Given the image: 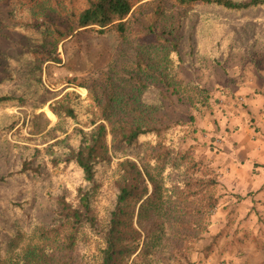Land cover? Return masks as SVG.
Wrapping results in <instances>:
<instances>
[{
    "label": "rangeland",
    "instance_id": "obj_1",
    "mask_svg": "<svg viewBox=\"0 0 264 264\" xmlns=\"http://www.w3.org/2000/svg\"><path fill=\"white\" fill-rule=\"evenodd\" d=\"M36 1L43 0H0V77L12 68L11 59L25 45L17 25L40 21ZM132 1L134 14L125 39L112 32L96 35L87 31L64 36L57 47L51 44L53 36L43 45L27 43L35 57L31 65L37 71L34 79L40 77L49 89V101L68 93L72 102H83L82 113L87 110L93 117L98 114V106L109 96L112 98L111 95L128 102L146 98L149 92L142 95L139 81L161 86V104L154 112L164 113L170 128L160 141L176 143L181 150L189 147L193 159L202 165L200 171L210 170L206 175L215 177L217 184L209 191L217 198L216 205L202 212L198 220L194 214L186 218L180 215L178 219L199 222V231L171 233L167 223L174 221V213L179 208H175L174 202L165 201L168 183L185 180L190 173L185 174V163L180 161L178 166L173 164L175 169L163 174L160 167H151L145 177L149 189L162 196L157 214L162 224L158 228L156 221L143 220L138 225L136 206L133 224L141 233L139 248L145 250L141 255H133L128 264H176L175 261L179 264L185 261L264 264V6L235 16L210 8L178 6L174 0ZM82 2L63 0L62 4L69 8L78 7ZM30 6L33 8L24 12ZM50 18L59 27L68 25L62 24L63 18L55 13L45 17ZM174 47L181 59L175 55ZM164 53L171 57L168 65L162 60ZM43 55H58L60 62H42ZM138 63L159 71L163 67L169 69L168 88L154 81ZM48 102L33 110L35 114L44 113L50 121L37 133L28 127L31 121L42 127V117H30L29 106L0 107V113L18 116L17 124L1 135V140L41 148L70 134L74 127L88 130L100 121L96 119L89 126L86 124L89 118L83 114L82 118H73L69 125L63 126V133L43 143L25 141L23 137L39 138L57 121ZM149 143L143 142L146 153L158 152L160 147L152 148ZM110 155V162L100 166L95 176L92 203L100 226L106 221L113 199L116 161L120 159L112 152ZM124 157L134 159L130 155ZM49 174L52 186L48 195L53 198L64 195L74 201L66 179L75 176L59 167H50ZM41 184L42 181L35 179L12 184L11 190L23 200L28 198L26 188L33 187L32 217L42 213V204L52 207L48 199L42 198ZM12 225L11 221L5 224L7 229ZM48 226L42 225V231ZM39 231V226L35 228L33 224L25 233L20 230L22 235L14 243L12 252L0 258V264H42V257H47L43 251L50 240L43 234L41 237ZM162 234L164 238L157 239ZM79 235L81 240L70 256L73 264H96L99 240L82 230ZM143 237L147 238L146 244L142 242ZM60 246L56 250L53 247L49 256L52 253L63 256V245Z\"/></svg>",
    "mask_w": 264,
    "mask_h": 264
},
{
    "label": "trees",
    "instance_id": "obj_2",
    "mask_svg": "<svg viewBox=\"0 0 264 264\" xmlns=\"http://www.w3.org/2000/svg\"><path fill=\"white\" fill-rule=\"evenodd\" d=\"M62 1H36L37 19L40 21L17 25L20 27L19 32L24 36L25 45L20 49L18 56L11 59L12 68L8 72L6 70L0 77V107L15 104L29 106L30 117H42V127L33 121L28 127L30 131L36 133L45 129L50 121L44 113L35 114L33 110L44 106L51 98V93L41 81L40 72L38 80L34 79L37 71L32 70L31 65L35 57L32 55V49L27 47V43L43 45L48 37L53 36L55 39L51 44L57 47L64 36L87 31L96 35L112 32L125 39L134 14L132 0H83L78 7L69 8H65ZM174 3L183 7L210 8L232 13L235 16L264 6V0H174ZM30 8L32 9L33 6L25 8L24 12H29ZM51 13L63 18L61 23L68 25L59 27L52 18L46 20L45 17ZM173 51L177 58H182L176 47ZM43 57L42 62L44 60L60 62L58 55H43ZM162 60L168 65L171 57L164 53ZM137 66L147 71L154 81L157 83L160 81L168 88L169 69L163 67L160 69L161 72L158 68L141 63ZM137 83L143 96L149 92L146 98L139 101L136 98L128 102L111 95L112 98L109 96L102 105L98 106L96 117H93L92 112H86L87 110L82 113L83 102H72L69 94L65 93L60 98L48 102V108L57 119L55 124L37 139L30 137L23 139L28 142L43 143L63 133V126L69 125L73 118H82L83 114L89 118L86 123L89 126L94 124L96 119L100 120L88 130L74 127L70 134L41 148L0 138V258L12 252L14 243L22 235L19 233L20 230H24L25 233L33 224L35 228L39 226L41 237L43 234L45 239L50 240V243H45L46 248L43 253L47 257H42V264H73L70 256L81 240L80 230L90 233L99 240L96 248V264H128L133 255H141L145 250L139 248L141 233L133 224L136 206L138 225L143 220L156 221L158 228L162 224L157 215L162 196L149 189L145 175L149 174L151 167L156 166L160 167L162 174L170 172L179 165L178 161L185 163L183 170L185 174H190L187 179L180 180L176 184L168 183L170 188L165 201L174 202L175 208H179V211L176 209L174 221L168 222L167 227L171 233L180 230L199 231V222L185 218L194 214L198 220L202 212L216 205L217 198L213 197L209 189L216 185L217 181L215 177L206 175L211 172L210 170L200 171L202 165L193 159L189 147L181 150L176 143L160 141L170 128V124L165 123L166 115L164 113L157 115L154 112L161 104L163 88L157 85L150 86L144 81ZM17 122V115L0 113V136L12 130ZM15 134L16 131L12 132L13 136ZM146 140L150 142L152 148L156 145L160 147L159 153H146L147 148H142ZM110 152L120 159L116 161L117 178L113 199L106 212V221L100 226L92 203L95 194V176L100 166L110 162ZM126 155L134 159L122 158ZM173 164L176 166L174 167ZM49 166L64 168L75 176L66 179L68 187L73 190L74 201L68 200L64 195L55 198L48 195L51 194L52 186ZM199 172L203 175H198ZM148 178H151L150 175ZM32 179L42 181L39 188L42 198L48 199L52 204V207L42 204V213L33 217L30 215L31 206H34L35 201L33 187L29 185L26 188L28 198L24 200L11 190L13 185H19L22 181L29 183ZM180 215L185 218L178 220ZM7 221H11L14 225L7 229L5 226ZM42 225L49 226L42 231ZM159 238H164V234L159 235L157 239ZM146 239L142 238L144 244ZM60 244L63 245V256L53 253L49 256L53 247L55 250L61 248ZM175 263L179 264L177 261ZM184 264L193 263L185 261Z\"/></svg>",
    "mask_w": 264,
    "mask_h": 264
}]
</instances>
